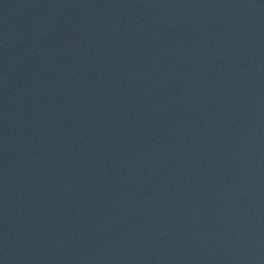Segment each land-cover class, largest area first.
<instances>
[{"label":"water","instance_id":"obj_1","mask_svg":"<svg viewBox=\"0 0 264 264\" xmlns=\"http://www.w3.org/2000/svg\"><path fill=\"white\" fill-rule=\"evenodd\" d=\"M0 264H264V0H0Z\"/></svg>","mask_w":264,"mask_h":264}]
</instances>
